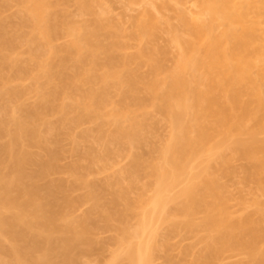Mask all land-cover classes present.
<instances>
[{"label":"bare ground","instance_id":"obj_1","mask_svg":"<svg viewBox=\"0 0 264 264\" xmlns=\"http://www.w3.org/2000/svg\"><path fill=\"white\" fill-rule=\"evenodd\" d=\"M8 1L0 0V84L2 82L4 96L10 98H7L10 100L8 105L12 106L11 101L15 103L8 115L4 114L7 117L0 118V264H73L79 248L91 240L87 222L91 223L94 212L95 218L96 212L99 213L109 226L113 221H124L129 213L135 212L139 217L138 225L134 231L122 230V240L127 241L128 246L126 253L117 257L129 264H150L157 247L152 239L144 242L142 233L157 208L171 202L175 203L176 210L172 213L175 218L171 219L174 229L195 231L199 227L209 233L208 255L205 254L204 262L218 257L228 248L241 245L253 264H264V208L261 202H256L263 208L259 206L260 213L263 211L261 219L256 221L252 215L234 219L225 206L215 178L206 170L190 172L177 196L165 194L192 157L215 150L226 161L229 156L225 153L229 147L231 150L236 147L237 150L232 151L257 161L256 174L252 175L259 177L258 188L264 193V140L257 138L264 131V0H193L194 10L183 19L184 35H177L175 39L181 50L175 68L168 76H161L160 65L142 54L140 63L151 65L147 77L129 69L137 62V57L116 53L125 46L122 40L117 38L107 44L100 40V36L108 32L103 17H96L91 27L80 33L58 15L57 4L51 9L52 1L20 0V11L28 17L26 21L29 19L31 30L19 32L18 27L14 30L19 33L14 34V31L10 32L12 21L4 16ZM78 3L83 11L90 6L87 0H78ZM148 26L145 21H137L140 40L146 36ZM63 35L73 38L68 43L56 45V39ZM42 40L46 43L44 50H41ZM21 41L31 45V49L28 48L35 62L33 67L20 63L21 59L15 55V48L17 45V49L20 48ZM102 52L109 69L88 70L90 64L101 65L98 55ZM144 57L147 58L143 60ZM70 61H76L77 66L72 68ZM9 67L11 74L5 72ZM27 77L34 79L38 89L39 100L34 104L25 100L29 90L25 85L13 84L14 80ZM113 79L119 81L123 90H119V102L109 108L112 102L108 90ZM140 83L160 101V110L179 124L160 150V161L147 166L139 163L133 171L148 169L146 184L152 187L153 195L146 197L141 193L137 199H130L121 188L111 190L112 197L106 199V183L98 186L97 182H91L76 164L65 166V174L76 177L71 183L50 177L57 172L64 174L59 164L62 141L59 142L58 137L64 127L68 126V131L75 125L80 126L83 120L92 121L94 129L82 133L81 138L88 140L94 130L96 139L104 141L101 142L106 154L111 152L112 142H125L137 136L133 126L140 122L134 108L144 106L138 94ZM68 97L74 98L71 103L65 102ZM50 114L56 117L49 118ZM125 121L132 123L131 128L124 126ZM110 125L114 130L107 134L105 127ZM68 132L64 131L63 136ZM237 134H248L251 139L248 143L237 140L231 145L216 139L217 136L230 139ZM3 135L8 136L7 141H1ZM29 146L41 147L45 153L39 148L40 155L37 156ZM87 157L91 161L92 153ZM29 164L34 167L28 169ZM11 184L17 187L12 188ZM77 185L86 189L77 202L92 203V210L78 220L79 228H75V223L71 224L70 218L64 217V210L61 215L63 204H60L63 197L71 199L69 191ZM12 189L17 191L15 195ZM68 204H64V209ZM120 204L124 205L123 210L116 208ZM198 213L204 214L200 224L195 221ZM2 236L7 239L3 240ZM135 239L138 240L132 241Z\"/></svg>","mask_w":264,"mask_h":264},{"label":"rangeland","instance_id":"obj_2","mask_svg":"<svg viewBox=\"0 0 264 264\" xmlns=\"http://www.w3.org/2000/svg\"><path fill=\"white\" fill-rule=\"evenodd\" d=\"M50 1L54 3L53 8L51 9H54V5L57 4L58 6H55L58 9L56 8L55 11L57 10V13L59 12L58 15H62L64 22L70 24V26L77 28L80 33H85L91 27L92 22L96 17H103L107 25L108 32L106 31L107 33L105 32V34H102L100 36V40L104 44L110 43L117 38L120 41L122 40L125 43V46L116 50V53L120 55H130L137 57V62L133 63L129 67V69L134 70L142 77H147L151 72L150 63H140L142 54L149 56L151 58L150 61H155L158 63V65H160L161 76H168L170 72L175 68L177 59L181 51L178 48L179 45L177 43V40H175L176 36L184 35V32L186 30L183 20L184 16H190V10H194V7L196 6L195 4V6L193 5V0H184L183 2L182 0L181 2H179L180 0H177L179 2H176L177 4L175 3L176 0H87L90 6L88 10L83 11L78 3V0ZM10 2L11 0L8 1V5H6L4 8V16H8V20H11L13 23H10L11 21L9 22L10 26L12 25V30L10 29V32H15V30H17L19 27V32L25 31L24 33H29V31L31 30V23L30 21L29 23L27 22L29 19L26 21L28 17H25L23 15V12L20 11V9L22 8L21 4H19L20 0L16 1L17 4L14 2V0L11 2L12 4ZM186 9H188L189 12H187ZM19 12H22V14H18ZM22 15L25 17V20L22 19ZM25 21L26 24H24ZM137 21H145L149 25L147 34L142 40H140V38H138L137 36ZM21 24H23V26H21ZM20 28L22 29L20 30ZM16 32L19 33L18 31ZM16 32L14 34H17ZM72 38V35H63L61 37H58V39H56L54 43L56 45H63L70 42ZM19 43V45H21L19 46L20 48L17 49L18 45L15 48V50H17V52H15V55L17 57L19 56L18 58H16L18 60L19 58L21 59L19 60L20 63L25 64L26 66L29 65V67H31L30 65L32 64L33 67V64L35 62H33L34 60H32V57H30L32 56L30 54L31 52H29L31 51V45L27 42L23 43V41ZM42 43L45 44H41L42 47L45 46L46 48L45 40H42ZM85 47L86 45H84V48ZM42 49L44 50V47L41 48V50ZM17 53L19 55H17ZM98 56L101 65L98 67H94L92 66V64H90L87 66L88 70L90 69V71L94 72L96 69L101 72L109 69V67H107L104 63L106 55L102 52ZM146 58L147 57H144L143 60ZM69 64L72 68L74 66H77L76 61H70ZM116 68L121 69L122 67L117 66ZM125 69L128 70L127 68ZM8 70L9 71L5 72L12 73L10 67ZM111 70H113V67L111 68ZM122 72L124 74L126 73L123 70ZM187 77L190 78L189 73L187 74ZM24 79H22L23 81L20 79L17 81L14 80V82H12L15 86L18 85L22 87L25 85V88L29 89L28 94L26 95L27 97H25V100L28 104L37 103L39 100L37 94L38 89H36V85L33 81L34 79L30 77ZM86 87H88V85H86ZM119 90H123V88L121 87L118 80L113 79L112 85L108 90L109 98L112 102L109 105V108L111 107V105H113V103L117 104L119 102ZM3 93L4 92L1 82V119L7 117L4 116V114L7 113L8 115L9 110H12L11 107L13 108V105L15 103L14 101H11L12 106L10 104L9 106L8 102L10 100L8 101L7 99L9 97L4 96ZM138 94L139 97L143 100L144 106H142L141 108H134V110L136 111V118L140 122V125H136L135 127L133 126V129H135L137 135L134 139H128L125 142H112L111 152L106 154L107 152L105 153L104 143L101 142L103 140L96 139L95 136L97 132H94V130H92V135L90 136V138L88 137V140L86 138H81L82 133L87 130L94 129L95 124L92 121L83 120L80 126L75 125L74 127L72 126L73 129L69 128L68 131L71 130L70 132L66 131L68 126L64 127L63 130L65 132H68V134H70L72 138L71 136L68 138V134L64 133V135L66 136L65 138V136H63L64 131H62L61 134V128L60 130H58V132L60 131V133H58V137L60 136L59 142L62 141V144L60 146L62 153H60L61 157L59 158V164L60 167L63 168V170H61L62 172L64 171V174L57 172V174L53 173L54 175H51L50 177L55 179L63 178L62 180H66V182L70 181L68 183H71V180H74V178L76 177L74 176L73 178L71 177V175L65 174L67 170L66 168H68L69 165L76 164L75 166L79 169V171L84 172L83 174L91 182H97L98 186H105L106 183V185L110 189L109 191L107 186H105L107 188L104 189L107 190L105 191L106 199L112 197L110 195L111 193H109L111 192V190L119 191V189L121 188L126 190V193L130 199H137V197L140 196L141 193L146 197L152 196L153 189L151 186L146 184L149 181V179L145 176V172L148 169L143 168L142 170H138V172L136 173L133 171L134 169H136L139 163L147 166L153 162L160 161V150L170 140L172 133L179 127V124H175L171 117L167 116L160 110V101H157L156 98H153L154 96L146 89L145 84H139ZM73 99L68 97L65 102L71 103ZM49 116V118L56 117L54 116V114L53 116L52 114H50ZM124 126L126 128H131L132 123L125 121ZM69 127L71 126L69 125ZM106 127L105 129L106 131H108L107 134H110V132L114 130V127H112L111 125L110 127ZM3 136L5 137H1V141H7L8 136ZM257 138L260 140H264V131L260 132L257 135ZM216 139H222V143L224 145H227L225 143L234 144L233 142L237 140H240V142L245 141V143H248L251 137L248 134H237L234 136H230V139H225L222 136H217ZM229 144L228 146L231 145ZM39 148L43 151V153H45L41 147L36 148L35 146H29L30 151L32 153H37L35 154L37 156L40 155ZM229 148L225 153V155L227 154L229 156L227 158L228 160L226 161L220 158V156L218 155L219 152L216 153L217 151L215 150L203 151L200 152L197 156L192 157V159L189 160L184 171L179 174L178 180L175 181L173 185L165 192L166 196H177L187 182L190 172L206 170L211 176L215 178V181L217 182V185L219 186V189L224 197L225 206L234 219H238L248 215H252L253 219L255 218L256 221L258 219H261L262 213L264 211V193L262 194V192H260V189L258 188L259 185L257 184V181L259 180V177H253L254 173L256 174L254 166L256 165L257 161L255 163V159L251 160L249 158L243 157V155L241 156V153H235V151L237 150L235 149L236 147H232V150L235 151H232ZM87 153L90 154V157L92 153L94 157H92V159L94 160L91 159L90 161V159H88L89 156L87 157ZM42 156H44V154ZM27 167L28 169H32V167L34 166H31V164H29ZM78 169L76 170L78 171ZM250 172L252 173L250 174ZM262 176L263 175H261L260 177ZM15 183L16 182L14 181V185ZM12 184L11 186L13 188L14 185ZM78 186L79 185L71 188L72 190L74 189L73 191L70 189L72 193L69 191V193L71 194V196L70 194L69 196L72 201L71 199H69V197V201L64 197L63 202L60 201V204H63L61 215L65 211L64 217L70 218L71 220L68 218L67 220H70L72 222L71 224L75 223V228L76 226L79 228V224L81 225V223H78V220L80 219L81 221L84 216H86V214H88L92 210V203H78V198H80L86 191V189H83L84 187ZM15 187L17 186H14V188ZM12 190L13 195H15L14 193L16 190ZM59 199H62V197H60ZM73 200L76 203H74ZM64 201L66 204L69 203L66 206V209H64ZM257 201L262 203V205L260 203L259 204L263 208H261V206L256 203ZM259 206L261 209H263L261 213V209L259 208ZM123 207L124 205L121 204L119 207L116 206V208H122V210ZM138 210L139 209H137L136 211L139 212L140 210ZM175 211V203L173 202L168 203L167 205H160L155 211L154 217H149L146 222L145 230L142 233L144 242L152 239L157 247L151 255L150 264H253L250 260V257L244 251L241 245L230 249L228 248L218 257L210 258L209 261L204 262V259L207 257L206 255H208V251L206 252V249L207 242L209 241V233L205 229L199 227L195 231L174 229L172 226L173 221L171 219L174 217L173 214L175 213ZM94 214L95 212L92 214L93 218H90L91 223L90 221L87 222V225L91 231V233H89V239L91 240L88 243H83L79 248L76 253L77 255H75L76 261H74V263L129 264L127 260L118 259L117 255H123L124 252L126 253L128 246V242L124 241V239L122 240V230L128 229L134 231V229L138 225V215L136 216L135 212L134 214L133 212L132 214L129 213V216H127V219H125L124 221H113L111 226H109L108 224H106L108 225L106 226L103 217L96 212L97 217L95 218ZM99 216H101L102 219H100ZM203 216V213H198L195 216L196 224L201 223V221L203 220ZM4 238L6 237H3L2 239L4 240ZM137 240L138 239L132 241ZM5 242L10 244L6 240ZM263 247L264 244L262 248Z\"/></svg>","mask_w":264,"mask_h":264}]
</instances>
